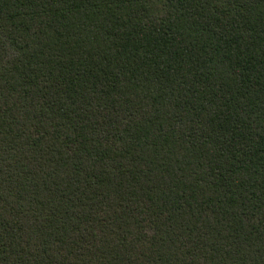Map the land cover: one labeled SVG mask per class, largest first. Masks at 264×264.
<instances>
[{
  "label": "trees",
  "instance_id": "obj_1",
  "mask_svg": "<svg viewBox=\"0 0 264 264\" xmlns=\"http://www.w3.org/2000/svg\"><path fill=\"white\" fill-rule=\"evenodd\" d=\"M0 264H264V0H0Z\"/></svg>",
  "mask_w": 264,
  "mask_h": 264
}]
</instances>
